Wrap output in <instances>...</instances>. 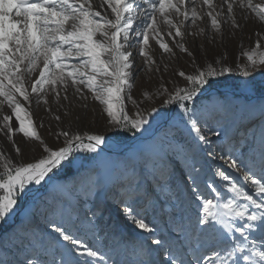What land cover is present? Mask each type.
<instances>
[{
    "label": "snow or ice",
    "instance_id": "snow-or-ice-1",
    "mask_svg": "<svg viewBox=\"0 0 264 264\" xmlns=\"http://www.w3.org/2000/svg\"><path fill=\"white\" fill-rule=\"evenodd\" d=\"M141 2L145 5L144 8H141L137 0H100V7L107 5L110 9V12L102 14L101 11L93 10L92 0H0V111L7 106L18 122V127L13 129L10 123L12 116L4 115L0 121V133L8 135L10 140L13 132L22 133L26 138L40 141L45 153L33 162L25 163L15 162L10 156L0 152V193H2L0 194V225L7 224L9 218L16 214L20 200L29 185H41L46 178L51 179L50 173H53L54 169L71 166L74 160H70L69 157L73 153L80 151L95 153L106 142L103 134L70 135L68 131H62L58 135L65 138L63 146L49 147L41 140L31 113L19 98L31 104L30 97L35 94L37 104L41 100L46 104L45 97L48 91L55 93L56 98L59 99L61 91L66 93L69 85L78 93H82L81 86H83L104 106L103 111L107 114L108 123L113 129L146 131L145 126L150 124L149 117L152 113L159 115L158 110L152 108L147 117L138 111L135 117H131L125 105V90L130 87L129 80L133 67L130 60L132 53L127 47L133 35L140 46L139 54L147 58L146 62L155 63L146 51L150 39L155 40L164 52H172L169 44L163 41L161 24L167 26V36L175 40L176 37L184 36L182 26L186 22L190 21L195 25L197 20L205 15L217 33L221 32V18H225V22L231 20L232 27L239 28L235 15L236 7L244 11L245 20L248 19L247 13H251L260 22H264V3H253V0H221L219 6L214 0H141ZM203 9L206 11H202ZM173 16H182L183 19L177 23ZM141 17H143L142 23L137 24ZM200 31L202 32L203 29ZM177 46L187 52L182 43ZM262 49L264 43L258 39L251 50L243 52L247 64L237 65L240 81L235 85L236 88L243 90L246 99L256 100L259 103L258 116L250 121L253 126L258 123L259 137L254 134L251 141L242 145L241 147L246 151H242L241 155L251 152L253 154L251 158L254 160L258 145L261 167L257 172L243 159L240 163L235 159L229 163V167L240 173L248 182V187L255 196L238 182H233L231 176L220 169H216L214 175L227 182V190L232 195L216 202L214 199L205 198L203 194L198 196L199 206L203 210V216L198 215L197 218L198 242L203 244L215 242L217 247L227 245L226 258H221L216 248L211 249L212 256L215 257L213 264H241V262L264 264V50ZM37 71L38 76L32 79L33 73ZM233 71L226 65L218 70L212 64H208L206 70H198L195 74L186 75L181 71L179 75L185 78L188 86L176 88L173 93H169L163 105L178 104L184 114L191 115L184 102L194 100L203 90L216 83L212 78L225 76ZM257 75L261 79L257 80ZM28 81H30V91L29 87H26ZM64 98L67 99V95ZM56 119L59 117L57 116ZM187 123L191 125L192 131L197 134L199 140L207 143L206 137L201 135V129L197 127L198 121L189 120ZM182 150L179 145L173 146L171 141L167 144L145 141L142 148L125 160L122 172L113 177L115 186L119 188V203L125 204L133 198L138 200L141 192L145 195L149 192L154 194L152 183L148 180L149 176L163 190L179 168L175 156ZM16 153H20L18 147ZM207 155L212 157L214 153L209 151ZM85 172L82 181L83 195L98 197L104 189L103 172L95 168L85 169ZM192 172L190 176L192 185H195L196 191L199 192L198 171L193 168ZM181 175L183 176V172ZM212 190L219 191L215 188ZM241 200L244 201L243 204L240 203ZM103 203L95 204V210L89 208L82 219L77 215L79 227L94 233L97 221L103 215ZM134 212L135 209L129 206L122 214L139 229L152 233L154 229ZM237 220L243 223L238 225ZM49 223L54 229V244L58 245L61 239L68 242L67 255L92 258L100 256L99 249L93 250L79 237L71 234L62 222L59 226L55 222ZM201 225L204 226L203 229L200 228ZM73 226L76 227L75 222ZM221 228L224 230L222 233ZM253 230L259 235L256 239H249L253 235ZM7 231V228L0 227V264H79V261L73 262L67 259L64 253H57L54 244L46 242L44 236L37 239L35 235H33V246L38 244L46 258L29 259V255L35 256L36 253H28L19 246H9L6 239ZM177 232L178 242H183L184 230L181 225L177 226ZM235 233L240 234L243 242H235L233 239ZM154 243L160 246L163 241L155 240ZM162 252L169 256L167 264H184V261L174 257L169 249H163ZM204 259L207 261L210 257L205 256ZM108 261L109 264H118L111 257ZM139 264H154V262L142 259ZM196 264H201L199 257L196 258Z\"/></svg>",
    "mask_w": 264,
    "mask_h": 264
},
{
    "label": "rangeland",
    "instance_id": "rangeland-1",
    "mask_svg": "<svg viewBox=\"0 0 264 264\" xmlns=\"http://www.w3.org/2000/svg\"><path fill=\"white\" fill-rule=\"evenodd\" d=\"M214 2L217 6L221 4V0ZM137 3L141 8L145 7L141 0H137ZM253 3H264V0H253ZM92 4L95 11H101L102 14L110 12L107 5L100 7V0H92ZM224 10L226 11V5ZM235 15L239 28H233L231 20L225 22V18H221V32L217 33L205 15L197 20L195 25L190 21L186 22L182 26L184 36L176 37L175 40L167 36L168 28L161 24L163 41L169 44L172 52H164L155 40L150 39L146 51L155 63L146 62L147 58L139 54L140 46L136 43V37H131L127 50L132 53L130 60L133 67L130 87L125 90V105L131 117H135L138 111L147 117L152 108L158 110L159 115L152 113L149 117L150 124L145 126L146 131L113 129L103 111L104 106L83 86L82 93H78L69 85L66 93L61 91L59 99L55 93L48 91L46 104L43 100L37 104L35 94L30 97L31 104L18 97L31 113L41 140L49 147L63 146L65 138L58 135L62 131H68L70 135L87 132L103 134L106 142L95 153H73L69 159L74 160L72 167L76 171L67 179L54 177L53 170V173H50L51 179L46 178L41 185L28 186L16 214L9 218L7 224L0 225L8 229L6 239L9 246H19L28 253L35 252L36 255H29V259L46 258L38 244L33 246V235L37 239L44 236L46 242L54 244V229L49 222H55L58 226L62 222L71 234L79 237L93 250L100 251L97 258L69 256L66 247L68 242L61 239L58 245L54 244L57 253L62 252L67 259L79 261V264H109V257L118 264H139L142 259H149L154 264H167L169 256L162 252L163 249H169L170 253L178 260H183L184 264H196L197 257L200 258L201 264H213L215 257L212 256V248L220 252L221 258H226L227 245L217 247L215 242H198L197 218L198 215L203 216L198 196L203 194L205 198L214 199L216 202L232 195L227 190V182L214 175L216 169L225 171L233 182H238L255 196L248 187V182L240 173L230 168L229 163L233 159L240 163L243 159L257 172L261 167L258 145L254 160L251 158V152L241 155L242 151H246L241 146L251 141L254 134L259 137L258 123L255 126L250 124V121L258 116L259 103L246 99L243 90L235 85L240 81L237 65L247 64L243 52L251 50L258 39L264 43V22H260L251 13H247L248 19L245 20V13L239 7L235 8ZM173 19L179 23L183 17L173 16ZM142 21L143 17L137 24ZM180 43L187 52L177 46ZM208 64L218 70L226 65L234 71L212 78L216 83L203 90L194 100L184 102L191 115L184 114L178 104L163 105L169 93H173L176 88L188 86L185 78L179 75L181 71L186 75L195 74L198 70H206ZM36 76L38 71L33 73L32 79ZM256 79L261 77L257 75ZM29 85L30 81L26 83L30 91ZM65 95L67 99L64 98ZM4 115L12 116L10 123L12 128L16 129L18 122L7 106L0 111V121ZM57 116L59 119H56ZM189 120L198 121L197 127L201 129V135L206 137L207 143L199 140L191 125L187 123ZM145 141L165 144L171 141L173 146L179 145L183 149L175 156L179 168L163 190L149 176L154 194L149 192L145 195L141 192L138 200L133 198L125 204H120L119 188L115 186L113 177L122 172L125 160L142 148ZM17 147L20 149L19 154L16 153ZM209 151L214 153L212 157L207 155ZM0 152L10 156L15 162L25 163L33 162L45 154L40 141L26 138L18 132L12 133L11 140L8 135L0 133ZM81 165L84 167L81 168ZM241 167L243 168V165ZM93 168L103 172L104 189L98 197H86L83 195L82 181L86 175L85 169ZM193 168L198 171L199 192L196 191L195 185H192L190 178ZM213 188L219 191H213ZM101 202H104V211L97 221L95 232H87L79 227L77 215L82 219L89 208L95 210L94 205ZM240 203L243 204L244 201L241 200ZM129 206L135 209L134 214L144 218L154 229L152 233L139 229L122 214ZM74 222L76 227L73 226ZM236 223L239 225L243 221L237 220ZM178 225L184 230L183 242L177 240ZM203 227L200 226L201 229ZM223 231L221 228L220 232ZM200 235L202 236V233ZM258 235L259 233L253 230L249 239H256ZM233 239L235 242H243L239 233H235ZM155 240H162L163 243L157 246ZM205 256L210 259L206 261Z\"/></svg>",
    "mask_w": 264,
    "mask_h": 264
},
{
    "label": "trees",
    "instance_id": "trees-1",
    "mask_svg": "<svg viewBox=\"0 0 264 264\" xmlns=\"http://www.w3.org/2000/svg\"><path fill=\"white\" fill-rule=\"evenodd\" d=\"M75 171L76 170L72 167V165L69 167H65L63 169L60 168L54 169L55 172L54 177L67 179L69 176L73 175Z\"/></svg>",
    "mask_w": 264,
    "mask_h": 264
},
{
    "label": "bare ground",
    "instance_id": "bare-ground-1",
    "mask_svg": "<svg viewBox=\"0 0 264 264\" xmlns=\"http://www.w3.org/2000/svg\"><path fill=\"white\" fill-rule=\"evenodd\" d=\"M88 134H93V133H90V132H87ZM83 134H85V133H82L81 135H83Z\"/></svg>",
    "mask_w": 264,
    "mask_h": 264
}]
</instances>
